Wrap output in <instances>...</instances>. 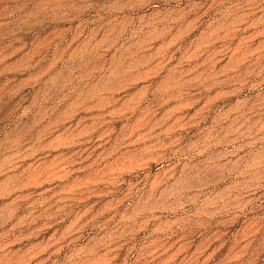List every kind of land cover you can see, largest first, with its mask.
<instances>
[{
    "label": "rangeland",
    "instance_id": "rangeland-1",
    "mask_svg": "<svg viewBox=\"0 0 264 264\" xmlns=\"http://www.w3.org/2000/svg\"><path fill=\"white\" fill-rule=\"evenodd\" d=\"M0 264H264V0H0Z\"/></svg>",
    "mask_w": 264,
    "mask_h": 264
}]
</instances>
